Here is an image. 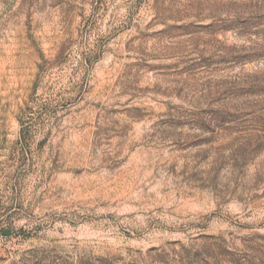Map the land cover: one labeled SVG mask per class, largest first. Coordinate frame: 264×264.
<instances>
[{
  "label": "rangeland",
  "instance_id": "obj_1",
  "mask_svg": "<svg viewBox=\"0 0 264 264\" xmlns=\"http://www.w3.org/2000/svg\"><path fill=\"white\" fill-rule=\"evenodd\" d=\"M0 264H264V0H0Z\"/></svg>",
  "mask_w": 264,
  "mask_h": 264
}]
</instances>
